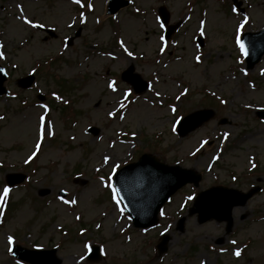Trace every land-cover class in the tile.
Returning <instances> with one entry per match:
<instances>
[{"label": "rangeland", "instance_id": "obj_1", "mask_svg": "<svg viewBox=\"0 0 264 264\" xmlns=\"http://www.w3.org/2000/svg\"><path fill=\"white\" fill-rule=\"evenodd\" d=\"M238 1L244 13L232 11L234 0H130L113 19L107 15L108 0H83L92 3L94 10H84L87 22L82 24L81 9L72 0H0V43L5 45L3 64L11 91L10 97L0 98V192L8 174L28 175L23 184L11 188L2 209L0 264L19 261L8 251L9 235L16 238L15 245L30 250L56 248L62 264H74L86 240L107 251L106 256L101 252V261L86 264H264V121L256 116L264 109V58L248 71L235 44V29L244 16L249 22L243 31L264 28V0ZM19 5L24 15L44 23L57 37L23 25ZM162 6L170 14V24H181L163 54L159 37L165 28L161 30L156 19ZM73 20L76 23L69 28ZM201 20L206 21L203 37L199 36ZM120 40L134 59L120 48ZM196 55H201L202 63H196ZM129 66L161 97L149 88L136 94L122 81L121 74ZM34 68L36 84L27 91L20 89L17 79ZM110 80H116L121 91L131 88L134 93L123 110L124 120L107 115L122 99L107 88ZM61 86L66 91L58 92ZM184 89L187 96L177 100ZM53 93L62 97L56 104L50 100ZM49 100L52 109L46 104ZM41 105H47V111ZM173 105L178 109L176 117L207 109L214 110L215 116L180 138L171 130ZM41 116L55 135L47 136L37 157L25 164L35 150ZM222 120L226 124L221 125ZM90 127H97L98 135L90 134ZM225 132L230 134L228 140L223 138ZM202 140L209 143L191 155ZM144 153L202 174L199 187L180 190L162 210L165 215L160 214L159 225L150 230L134 228L99 181L101 175L107 181L112 171L103 165L104 155H111L121 167ZM217 155L220 159L214 160ZM253 162L256 170L251 168ZM257 185L261 193L255 192L248 203L234 209L229 234L225 223L200 224L197 216L188 215L194 201L187 200L190 195L196 197L214 186L247 193ZM44 190L50 194L39 196ZM62 193L77 198L78 204L64 205L59 199ZM183 216L181 233L176 223ZM82 229L87 230L84 236ZM161 233L170 234L163 255L157 250ZM219 239L222 245H217ZM237 248H243L240 258L234 256Z\"/></svg>", "mask_w": 264, "mask_h": 264}, {"label": "water", "instance_id": "obj_2", "mask_svg": "<svg viewBox=\"0 0 264 264\" xmlns=\"http://www.w3.org/2000/svg\"><path fill=\"white\" fill-rule=\"evenodd\" d=\"M117 9H114L115 11ZM162 16L164 21L168 22V15L163 10ZM246 38V47L249 50V61L256 52L255 62H251V66L260 59L264 54V32L258 35L248 34ZM1 67V65H0ZM131 68L124 74V78L129 80V76L133 73ZM139 78V77H138ZM130 80L136 91L142 92L146 89V85L142 80ZM33 78L22 80L23 86L28 88L33 82ZM7 77L4 72H0V94L6 92L5 83ZM140 84L143 85L140 87ZM213 112L201 111L186 118L181 125V134L185 135L189 131L195 129L199 125L207 121ZM264 117V113L262 114ZM96 132V130H93ZM200 176H195L194 172L183 170L178 167H167L160 164L154 157L143 156L139 163L130 165L124 168L116 177V186L120 189V197L122 198L125 207L131 214L136 227H150L157 224V216L159 210L165 204L175 191L186 184L187 182H195L198 184ZM24 180V176L16 180L10 179L11 184L20 183ZM258 191V190H256ZM253 191L249 195H241L238 192L230 191L222 188L213 189L202 193L196 200V203L191 210V215L195 213L200 214V222L203 223L211 218H216L220 221L228 220L229 229L232 227L231 213L234 206L245 205L247 200L254 194ZM183 226H181L182 228ZM183 229V228H182ZM168 239L166 238V241ZM161 250L165 252L166 242L160 246ZM20 248L16 249L19 253ZM52 257L55 252H51ZM19 255V254H18ZM20 256V255H19ZM97 257L96 252L91 256ZM35 264H41L39 259H30ZM55 259V257H54Z\"/></svg>", "mask_w": 264, "mask_h": 264}, {"label": "snow or ice", "instance_id": "obj_3", "mask_svg": "<svg viewBox=\"0 0 264 264\" xmlns=\"http://www.w3.org/2000/svg\"><path fill=\"white\" fill-rule=\"evenodd\" d=\"M72 3L77 5L79 7V9H81L80 13H79V21L80 23L84 24L87 22V18L84 14V10L86 9L87 11H93V5L92 3L88 2L85 3L83 2V0H72ZM20 9V17H18L23 25H27L29 28L31 29H41L45 27V24L42 22H38L36 20H34L33 18H29L27 15H24V9L22 5L18 6ZM135 11L137 13H139L140 9L136 8ZM233 12H238V10L236 8H233L232 10ZM157 21L159 22V17L156 18ZM249 22V17L244 16L242 21L237 25L236 29H235V44L238 47V49L240 50V52L243 55H248V49L244 43L243 40V29L245 28V26L248 24ZM76 21L73 20L72 23L68 24V27L71 28L75 25ZM96 23H100V21L97 19ZM159 28L161 30H163L165 28V24L163 22L159 23ZM206 35V21L205 20H201L199 22V36L203 37ZM160 40V53L163 54L166 49L168 48V42L165 38V36L161 35L159 37ZM119 45L120 48L123 50L124 53L127 54L128 57H132L133 59L134 57V53L132 51L129 50V48L127 47L126 43L124 40H120L119 41ZM5 45L3 43H0V60H6L7 57L5 55V52L3 51ZM65 47H67V45H65ZM197 47H199L197 45ZM112 59H116L115 56L112 57ZM195 61L197 64L202 63V59H201V55H196L195 56ZM13 67H15V65H13ZM0 72H5V69L3 67H0ZM36 72V69H33V73ZM6 74V72H5ZM245 75H247V73L245 72ZM262 75H264V73H262ZM149 90L150 91H154V94L157 98L161 97V92L160 91H155L154 87L152 85H149ZM107 88L111 90L112 93H119L122 97V99L117 101V107L115 108V110L108 112V116L110 118H119V120H124L125 119V115L123 114V110L128 108L129 103L131 102L130 98L133 95L132 89L129 88L125 91H121L118 83L116 80H110L107 82ZM188 94V90L184 89L183 92H181L180 96H177L176 99L180 100L182 96H187ZM54 96V98L56 100H61L62 97H60L59 95H57L56 93L52 94ZM213 95H215V93H213ZM65 103H67V101H64ZM221 103H227L226 101L221 100ZM161 105H163V101L161 100ZM42 108H44L47 111V105H41ZM171 113L173 114L174 120L172 123V127L171 130L173 133H175L177 131V127L178 125H180L183 117H176V113L178 111L176 106H171L170 108ZM0 119H3V117H0ZM55 133L51 130V126L47 124L46 122V118L45 116H41L40 117V128H39V132H38V138L37 141L35 143V150L24 160L25 164H30L33 162V160L37 157V155L40 153L41 148H42V144L44 142V140L46 139L47 136H54ZM229 133L225 132L223 133V138L224 140H228L229 138ZM132 136L135 137L136 133L133 132ZM209 142L208 140H202L200 142V145L198 148H196L195 152H192L191 155L195 156L196 153L200 152L201 149H203L205 147V145H207ZM214 160H219L220 156L217 155L215 157H213ZM111 161V164H110ZM102 163L105 166H110L111 167V175L108 176L107 181L105 180V177L103 175H101L99 177V181L101 182V184L103 185V187L108 188L112 194V199L115 202V204L118 206L119 211L121 213H123L124 209L122 207H119L121 205V200L122 198L120 197V189L117 188L115 186V183L112 182V177L115 176L117 170L120 168V165L117 164L115 162V160L113 159V157L111 155H104L103 159H102ZM0 167H3V165H0ZM257 166L256 164L253 162L251 163V168L255 169ZM97 172H100L101 170L98 168L96 169ZM236 177L233 176V180H235ZM12 189L10 187H8L7 185H5L2 189V192H0V217L3 216V211L2 209L4 208V206L6 205L8 198H9V194L11 193ZM62 191H64L62 189ZM60 201L64 204V205H69V206H76L78 204V200L75 197H71V198H67L66 195H61L59 197ZM195 197L190 195L187 197V200H194ZM161 216H164L165 213L163 211H161ZM76 220H81L82 218L80 216H75ZM2 219H0V223H2ZM170 225L164 229V232H167L170 229ZM96 228L99 229L101 228L100 224L96 225ZM87 230L86 229H82L80 232L81 236H84L85 232ZM164 233H161V235H163ZM128 240H131V237H128ZM7 244L9 245L8 251L10 253L13 252V245L16 244V238L14 236L9 235L7 237ZM231 244L236 245L237 241L236 240H232ZM246 247V245H245ZM93 243L90 240H86L85 243H83L82 245V255H79V257L74 261V264H86L87 261H89L91 259V254L93 252ZM105 256L107 255V251L101 247L99 249ZM222 252L227 251V249H221ZM242 252H243V248H237L236 251L234 252V256L236 258H240L242 256ZM17 264H20L19 261H17ZM202 264H207L206 261L202 262Z\"/></svg>", "mask_w": 264, "mask_h": 264}]
</instances>
